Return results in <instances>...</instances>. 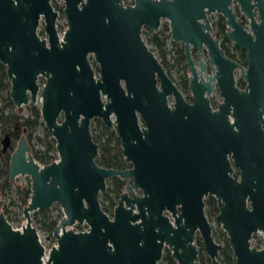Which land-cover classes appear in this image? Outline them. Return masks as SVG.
Segmentation results:
<instances>
[{"label": "water", "instance_id": "95a60500", "mask_svg": "<svg viewBox=\"0 0 264 264\" xmlns=\"http://www.w3.org/2000/svg\"><path fill=\"white\" fill-rule=\"evenodd\" d=\"M62 1L66 28L59 32L51 0H0V63L10 82L9 98L15 107L39 106L57 151L56 160L41 165L21 136L10 154L9 180L19 177L23 183L28 176L30 195L19 229L0 209V264H158L164 247L176 264H196V233L210 264H220V245L203 209L207 191L217 197L216 222L234 264H264V0ZM232 2L249 25L237 23ZM212 12L225 18L226 38L246 51L245 67L211 37L206 15ZM41 19L47 39L37 34ZM161 19L169 22L172 38L184 43L192 105L141 37L143 26L156 31ZM191 44L196 49L204 44L216 69L206 81L193 67ZM199 64L203 70L204 62ZM235 68L244 89L235 83ZM39 76L45 79L41 87ZM214 83L222 102L211 112L207 96ZM93 118L115 131L130 169L97 164L98 146L89 129ZM10 145L5 133L2 151ZM195 148L215 152L218 168L191 169L183 157ZM226 152L241 166L240 182L229 174ZM111 177L133 180L112 217L99 202ZM53 203L63 217L52 231L55 245L45 253L31 213ZM75 223H85L87 231H75ZM257 231L263 234L259 249L250 246Z\"/></svg>", "mask_w": 264, "mask_h": 264}, {"label": "flooded vegetation", "instance_id": "af4514ba", "mask_svg": "<svg viewBox=\"0 0 264 264\" xmlns=\"http://www.w3.org/2000/svg\"><path fill=\"white\" fill-rule=\"evenodd\" d=\"M126 4L131 5L130 3H126ZM231 9L235 13V19L239 25H241V26L249 25L248 18L243 17L244 15L240 11L237 3L232 2L231 3ZM206 16H207L209 27H210L209 33H210L211 37L214 38L218 42L219 47L223 50L224 54L227 57H229L230 59L235 61L238 65L245 67L246 63H247L246 51L244 49L238 47L233 41H230L229 39L226 38V32L228 31V28H227L225 18L218 12H212V13L207 14ZM255 19L257 21H259L258 16H256ZM200 21L203 23V20H200ZM143 32H146L149 34H157L164 41L162 51H163L164 61H165L166 65L164 66L163 63H161L158 55L156 57L159 60V62L161 63V65L164 67L165 72L168 75V77L171 79V81L174 83V85L177 87V89L181 92L185 103L192 105L194 103V101L191 97V92L189 89V77L191 76V72H190V68L188 65V60H187V56H186V52H185V48H184V43L182 41H176L172 38L169 22L166 19L160 20L158 29L156 31H151L149 28L143 26L141 29V34ZM37 34L41 38L47 39V36L44 33L43 27H42V32L41 33L37 32ZM242 53L245 54V63L243 62V59L241 56ZM189 55H190L191 60L193 61V67L195 68V70L198 73L200 72V74H202L203 79L206 81L207 75L213 74V72H215L216 69H212L209 65L208 54H207V49H206L205 45L203 44L200 49H196L191 44ZM89 56H88V59H89L90 65L94 71L95 77H97L98 73H99L98 66L95 63L94 59H93V61L90 60ZM180 59L182 61H180ZM200 60L202 62H204V64H205L203 70H201V67L199 64ZM178 61H180L181 63ZM173 73L175 76L173 75ZM234 73H235V83H236L237 87L239 89H244L245 82L241 79L239 70L237 68H235ZM237 73H238V76H237ZM39 77L43 80V84H44L45 79L41 76H39ZM39 77H38L37 81L39 80ZM184 80L186 81V86H187L186 89L183 88L184 87V85H183ZM239 83H241V85H239ZM9 84H10V82H9ZM207 98H208V104H209L210 111L211 112L217 111L219 104L222 102V97L219 94L218 86L216 83H214L213 91L210 95L207 96ZM173 103H174V100L169 98L168 99L169 106H171ZM96 119H99V118H93L90 120L89 129H90V133H91V137H92L93 141L98 146L99 142L103 139V134H102L103 128H105L108 131L114 132L115 136H116V133L112 128H107L100 119H99V121L101 123V129L98 128ZM229 120L232 122V118L230 116H229ZM139 125L143 129L147 128V126L143 120H140ZM204 134H205V129H204ZM119 142H120V140H119ZM98 150H99V146H98ZM120 151H121V145H120ZM121 159L124 163V166L118 170L130 169L132 167L131 162L126 161L122 154H121ZM225 159H226V161H228L229 167L231 168V172L229 174L231 175V177H235L237 182H240L241 178H242L241 166L234 164V160L232 159L230 153H227V152L225 153ZM183 160L189 164V167L191 169L206 170V169H211V168H218V164H219L215 152L204 151L202 148H195L193 150L192 155L183 157ZM101 167H103V166H101ZM105 168H107V167H105ZM112 169H115V168H112ZM117 178H119V177H117ZM109 179H107V181H109ZM119 179L124 181V186H123L121 193L124 192V187L126 186V184H132L133 183V180L131 177H129L127 180L122 179V178H119ZM135 190H134V192L136 194L142 193L138 189H137L138 190L137 192ZM120 194H119V196H120ZM202 201L204 203L203 209H204L205 216H206V204L208 202L213 201L217 207V197L214 193H211L210 191H207L202 195ZM116 203H117V201H116ZM249 203H250V201H249V198L247 196L246 197L247 208H250ZM112 212H113V210H112ZM163 213L166 214L170 220H172L170 212L165 210V211H163ZM217 214H218V212H217ZM217 214H216V216H217ZM206 218H207V216H206ZM78 226L81 227L80 231H87V229H88V227L85 223L79 224ZM85 228H87V229H85ZM223 235H224V233H223ZM196 236H197V233H196L195 237ZM262 237H263V234L261 231H257V232L252 233L251 238H250V246H253L257 249L261 248L263 246ZM254 239H256V241H257L255 244L253 243ZM194 243H195V238H194ZM218 244L220 245V249H221V244L220 243H218ZM220 249L218 251V256H219ZM197 250H198V248H197ZM163 251L168 252L170 254L167 247H164ZM162 255H163V253H162ZM170 257H171V254H170ZM199 257H200V255H199V250H198V259H197L196 264H204V263L210 264V260L208 257H206L207 259L205 260L204 263H201L199 261ZM171 259H172V257H171ZM172 260L176 264V261L174 259H172Z\"/></svg>", "mask_w": 264, "mask_h": 264}, {"label": "trees", "instance_id": "16d2710c", "mask_svg": "<svg viewBox=\"0 0 264 264\" xmlns=\"http://www.w3.org/2000/svg\"><path fill=\"white\" fill-rule=\"evenodd\" d=\"M147 35V41L151 43L154 48L158 52V56L160 58L161 63L165 66L166 63L164 61V55L162 51V47L164 45V41L157 34H149ZM242 59L245 63V54L242 53ZM180 61H182L180 59ZM178 61V62H180ZM181 63V62H180ZM5 66L0 63V88H8V96L6 97V104L1 108L0 114V124L2 127V132H11V145L9 148H12V151L16 147L17 141L21 136H24L28 145H29V153L33 156V158L41 165H47L56 160V156L50 153V151H55V140L45 129V135L51 137V141L45 143V148L43 150H35L32 143V130L38 125L42 124L41 116L39 108L35 105H30V115L23 118L21 121H18V116L16 114V109L14 108L10 98H9V88L10 84L7 82V76L5 73ZM184 89H186V81L184 80ZM241 85V83H239ZM10 109L11 111L7 114H4L5 109ZM97 127L101 129V123L99 119H96ZM103 139L99 142V150L98 156L96 157V162L100 166L107 168H115L121 169L124 166V163L121 159V151H120V142L119 139L115 136L114 132L108 131L103 128L102 131ZM42 141L41 139H39ZM8 148V149H9ZM11 151V152H12ZM6 152V151H5ZM0 150V195L3 194L6 190L10 189V180L8 177V168H9V158L10 153H5ZM108 186L101 194L100 205L102 210L110 214L113 210V207L116 204V201L121 193L124 181L120 180L117 177H112L107 181ZM19 198L21 200L22 205H26L29 200L30 195V185H28L25 189H18ZM42 215H46L43 210H39ZM218 209L216 204L213 201H210L206 204V216L209 221L215 219ZM36 211L33 212V220L36 216ZM8 220V218H7ZM35 222H38L43 230L48 232L50 236H52L53 228L56 226L58 222V218H49L47 216H43L40 219H35ZM217 242H221V249L219 252V262L221 264H234V258L232 254V250L228 245L227 238L223 235V233L217 234L215 236ZM214 238V239H215ZM200 243V240L198 239ZM201 245V244H200ZM207 258L203 255H200L199 261L204 263ZM161 261L163 264H175V262L171 259L170 254L165 252V254L161 257ZM205 264V263H204Z\"/></svg>", "mask_w": 264, "mask_h": 264}, {"label": "rangeland", "instance_id": "374dc122", "mask_svg": "<svg viewBox=\"0 0 264 264\" xmlns=\"http://www.w3.org/2000/svg\"><path fill=\"white\" fill-rule=\"evenodd\" d=\"M128 0H124V2L126 3ZM51 4L53 6V8L57 11L58 16L56 19V28L59 32H62L65 30L66 28V19L65 16L62 12L63 9V1L62 0H51ZM42 27H43V20L41 19L37 32L41 33L42 32ZM141 37L143 39V41L146 43V45L148 46V48L150 50L153 51L154 55L157 56L158 52L157 50L154 48V46L149 43L146 42L147 40V35L146 32H143L141 34ZM169 46V45H168ZM90 60L93 61V58L91 57V55L89 56ZM174 75V73H173ZM175 76V75H174ZM238 76V73H237ZM7 82L9 83V80L7 79ZM38 85L41 87L43 84V80L39 77V80L37 81ZM8 96V88H0V110L1 108L4 106V104H6V97ZM30 105L31 104H27V105H23L21 107H15L14 108L17 110L16 114L18 116V121H21L23 118L27 117L30 115ZM37 108H39L38 105H35ZM11 110L10 109H5L4 110V114L9 113ZM1 114V111H0ZM61 118V117H59ZM42 122V120H41ZM45 125L42 122V124L38 125L37 127H35L32 130V139H31V143L34 147L35 150H43L45 148V143L50 142L51 141V137L50 136H46L45 135ZM11 135V132H5ZM2 132V127L0 124V150L2 149V139L4 134ZM39 139H41L42 141H40ZM12 151V148H9L6 150L5 153H10ZM12 153V152H11ZM51 154H53L54 156H56L57 159V151H50ZM36 161V160H35ZM22 181L23 183H21L20 178L16 177L13 182H11L10 184V189L6 190L3 194L0 195V199L2 201L0 209L1 211L4 213V215L6 216V218H8V221L10 223V225L14 228V229H19L21 228L22 224H24V217L22 215V208L25 205H22L21 200L19 198V194H18V189H25L28 185H30V179L28 176H23L22 177ZM106 188L108 186V183L106 182ZM136 192L138 191L137 189L135 190ZM101 194H99V202L101 201L100 197ZM46 215H42L39 210L36 211V216L33 220V213H31V218H32V224L33 226L37 229L38 232V236H39V240L41 242V244L45 247V249H48L50 246L53 245V243H55V239H52V236H50V234L48 232H46L45 230H43L40 226V224L38 222H35V219H40L43 216H47L49 218H58V221L63 217V213L61 211V208L59 207L58 204L53 203L51 205V207L49 208V210L44 211ZM110 217H112V212L110 214H108ZM209 221V220H208ZM211 226H212V235L215 238V236H217V234L219 233H223L220 225L216 222V218L212 219L211 221H209ZM73 228H76L77 230H80L81 227L79 226H75ZM226 236V235H224ZM198 239L200 240V243L198 242ZM215 242H217L216 238L214 239ZM257 241L256 239L253 240V243L255 244ZM219 243V242H218ZM201 244V245H200ZM221 244V242H220ZM195 245L199 250V255H203L204 257H207L203 245H202V241L201 238L199 236V234H197V236L195 237ZM165 254V251H163V255ZM162 255V256H163ZM158 264H163V261H161V259L158 261Z\"/></svg>", "mask_w": 264, "mask_h": 264}, {"label": "built area", "instance_id": "2783aa9c", "mask_svg": "<svg viewBox=\"0 0 264 264\" xmlns=\"http://www.w3.org/2000/svg\"><path fill=\"white\" fill-rule=\"evenodd\" d=\"M123 1V3H125L124 2V0H122ZM132 2H133V0H128L126 3H130V4H132ZM125 3V4H126ZM79 224H77V223H75L74 225H72V227H75V226H78ZM85 229H87V228H85ZM74 230L75 231H80V230H77L76 228H74ZM52 239L54 240V237L52 236ZM55 245V243H53V245L52 246H54ZM52 246H50L48 249H45V253H47L48 251H49V249L52 247Z\"/></svg>", "mask_w": 264, "mask_h": 264}]
</instances>
